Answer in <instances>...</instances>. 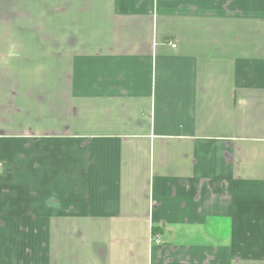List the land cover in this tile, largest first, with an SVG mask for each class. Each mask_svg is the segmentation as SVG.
<instances>
[{"label":"crops","instance_id":"crops-1","mask_svg":"<svg viewBox=\"0 0 264 264\" xmlns=\"http://www.w3.org/2000/svg\"><path fill=\"white\" fill-rule=\"evenodd\" d=\"M0 264H264V0H0Z\"/></svg>","mask_w":264,"mask_h":264},{"label":"built area","instance_id":"built-area-1","mask_svg":"<svg viewBox=\"0 0 264 264\" xmlns=\"http://www.w3.org/2000/svg\"><path fill=\"white\" fill-rule=\"evenodd\" d=\"M171 47H172V48H175V45H172Z\"/></svg>","mask_w":264,"mask_h":264}]
</instances>
